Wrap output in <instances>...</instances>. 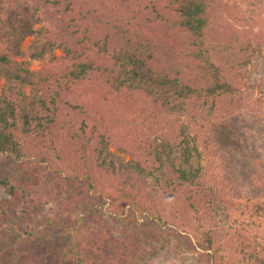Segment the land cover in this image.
Here are the masks:
<instances>
[{
    "label": "rangeland",
    "instance_id": "rangeland-1",
    "mask_svg": "<svg viewBox=\"0 0 264 264\" xmlns=\"http://www.w3.org/2000/svg\"><path fill=\"white\" fill-rule=\"evenodd\" d=\"M19 1L37 10L47 39L72 50H55L53 64L50 55L24 59L59 78L53 90L71 105L61 106L54 147L23 140L19 158L0 154V179L14 187L11 196L0 185V264H264V0H205L206 48L235 92L204 107V169L186 186L149 161L150 176L102 166L96 151L106 144L124 161L138 158L121 151L127 133L110 109L65 86L61 65L76 53L106 74L109 55L150 52L199 80L208 62L188 56L191 36L172 25L174 9L164 0ZM30 42L23 43L27 55ZM153 103L145 101L137 122L143 132L129 133L138 144L171 141L183 125L192 130L187 116H168Z\"/></svg>",
    "mask_w": 264,
    "mask_h": 264
},
{
    "label": "trees",
    "instance_id": "trees-1",
    "mask_svg": "<svg viewBox=\"0 0 264 264\" xmlns=\"http://www.w3.org/2000/svg\"><path fill=\"white\" fill-rule=\"evenodd\" d=\"M164 1L177 15L172 25L188 31L191 36L192 48L188 56L191 54L197 60L206 58L208 62L199 80H191L197 76L189 77L188 80V75L174 72L168 66L154 61L150 52L145 57L132 52L109 55L106 46L99 50L109 55L113 62V67L105 70L106 74L96 72L92 61L82 60L76 53V57L69 55L61 65L68 71L64 74L65 86L73 84L80 87L83 93L89 95L87 99L90 104L96 101L99 107L103 105L110 109L114 124L120 130L125 128L123 130L127 133L120 135L121 151L132 158H135L134 155L138 158L137 163L133 160L124 161L120 156H114L106 144L96 151L102 166L111 167L115 171L116 165L117 170L150 176L153 173L145 166L149 161L159 170L168 166L180 185H194L204 169L202 148L209 143L199 132L207 118L204 107L214 106L220 98L233 95L235 90L225 77L217 75L206 48L205 0ZM45 33L35 8L19 0H0V154L19 158L22 155L23 140L54 147L53 134L56 120L62 113L61 106L71 105L69 99H63L60 93L53 90V87H59V78L31 70L29 62L24 60L26 57L40 60L50 55L53 64L56 61L55 50L61 49L66 55L72 52L69 47L47 39ZM26 39L31 40L28 55L23 51ZM246 63L244 61L241 67L244 68ZM149 98L168 116L176 113L187 116L192 132L188 126L183 128V125L172 142L158 137L151 140L146 137L144 142L138 144L137 138L129 133L138 129L143 132L144 127L137 122L144 115L141 111L146 112L145 101ZM77 105L81 107V104ZM147 113L151 114L150 111ZM114 127L113 131L117 133ZM107 158L109 162H106ZM0 185L9 195H14V187L8 180L0 179ZM258 209L261 211L260 207ZM210 247L208 236L204 248L208 250Z\"/></svg>",
    "mask_w": 264,
    "mask_h": 264
}]
</instances>
